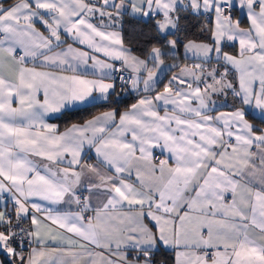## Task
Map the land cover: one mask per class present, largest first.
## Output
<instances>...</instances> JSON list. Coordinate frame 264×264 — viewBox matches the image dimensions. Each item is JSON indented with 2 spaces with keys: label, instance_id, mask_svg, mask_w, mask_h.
Instances as JSON below:
<instances>
[{
  "label": "snow or ice",
  "instance_id": "snow-or-ice-1",
  "mask_svg": "<svg viewBox=\"0 0 264 264\" xmlns=\"http://www.w3.org/2000/svg\"><path fill=\"white\" fill-rule=\"evenodd\" d=\"M189 15L211 16V43L180 37ZM125 17L150 25L146 58L126 46ZM181 46L199 62L166 65ZM165 68L179 72L158 90ZM117 80L154 95L60 134L45 123L110 101ZM261 125L264 0H0V264H157L162 248L175 264H264Z\"/></svg>",
  "mask_w": 264,
  "mask_h": 264
},
{
  "label": "crops",
  "instance_id": "crops-1",
  "mask_svg": "<svg viewBox=\"0 0 264 264\" xmlns=\"http://www.w3.org/2000/svg\"><path fill=\"white\" fill-rule=\"evenodd\" d=\"M15 0H3V3H4V6L7 7L9 6L10 4L14 3ZM207 18H211V16H206ZM234 18H237V19H240L241 21V26L244 27V28H247L248 25H249V21L245 18L244 16V10H241V9H236L235 12H234ZM36 27L45 33V35H47V32L45 31L44 27L41 26V24L37 23L36 24ZM62 38H64L63 34H62ZM125 39V38H124ZM197 42H205V43H211V40H207V41H198V40H195ZM69 44H73L74 47H79L81 48L82 50H85L87 51V46H84V45H79V44H76L74 43L71 39H68L67 41ZM187 42V41H186ZM126 46L130 47L126 42H125ZM66 46V45H65ZM131 48V47H130ZM232 48V49H230ZM237 49H238V44H236L235 46H229V48H226L224 49L225 51H228L230 54H236L237 52ZM18 52H21L22 53V49H18L17 50ZM182 53L181 54H178V52L176 53V59L173 60L171 57H169L168 59H165V64L166 65H171V64H181V65H184V64H188V65H191L193 63H197L199 62L198 60L194 59V58H191V54H188L189 58L186 59L185 58V52H184V49L182 47L181 49ZM134 54L140 56L141 58H146V57H143L141 55H139L138 53L134 52ZM99 55V58L101 59H104V56L103 54H98ZM184 58V59H183ZM109 62H112L114 63L115 65L117 63H120V61H109ZM91 64V61H89V65ZM29 67L32 66V64H28ZM130 73H131V70L129 69L128 70ZM179 72V69L178 68H172V69H168V68H165L164 72H162L160 74V79H161V83L158 84L157 88L158 90H162L164 85L167 84L168 82V79L171 78V76L175 73ZM89 75V78H95L93 75H92V70L89 68V71L87 73ZM166 77V78H165ZM229 79H232V75L230 74L229 75ZM116 93H118L119 95L116 96H112L111 97V100H117V99H120L126 95H138L139 98H141L142 96H151V95H154V92H148V93H144L143 91L141 90H134V89H131L130 86L126 87L125 89L121 90L119 88L116 87ZM41 99L43 98L42 97V94H41ZM138 98V99H139ZM225 97H216L214 96L213 99L215 100H218L220 103L217 104V111H231L232 110V103H233V99H232V96H231V93H229V96L224 99ZM136 99L135 101H133L131 104H129L127 107H121L120 109L117 110V108H114V107H107L106 109H101L100 111H98L97 113H95L94 115H97L103 111H107L109 109H116L117 110V113L118 115L120 113H122L123 111L127 110L128 108H130V106L133 104V103H136L137 100ZM224 101H226V103H223ZM100 102H106V101H102V100H98L96 103H100ZM15 106V105H14ZM83 106H87V105H79V106H74L70 109H66L64 110L63 112L61 113H49L45 116V123H48V124H55L57 126V134H60L62 132L65 131V129L67 127H69L70 125L66 126V127H63L61 126L57 121H55V119H57L59 116H61L65 111L67 110H73L75 108H80V107H83ZM170 110V109H169ZM161 111V115H163V109H160ZM213 114H216L215 112ZM92 115V116H94ZM92 116H90L88 119H90ZM251 122L253 123H256V124H259L260 121L259 120H253V118L251 116L247 117ZM87 120V119H86ZM84 121L82 122H75V123H83ZM261 126H264V125H261ZM161 149L160 148H155L153 150V156L154 158H157L156 156H160L161 158L160 159H164L166 157L169 156V154L167 153L166 150H164V155H161ZM85 152L87 153V155L83 156L82 159H85L87 160L89 163H95L96 162V155H95V151L94 149H88L86 148L85 149ZM171 163V160L169 161ZM62 167L63 166H66V165H61ZM38 199V198H37ZM44 203H47V202H44ZM61 210H71V211H76V206L75 205H71V206H64L61 208ZM162 249H165V250H171L173 251V254H174V263H175V251L172 250V249H169V248H162ZM28 252V248L25 250V253ZM5 260V256L2 252H0V261H3Z\"/></svg>",
  "mask_w": 264,
  "mask_h": 264
},
{
  "label": "trees",
  "instance_id": "trees-1",
  "mask_svg": "<svg viewBox=\"0 0 264 264\" xmlns=\"http://www.w3.org/2000/svg\"><path fill=\"white\" fill-rule=\"evenodd\" d=\"M125 32L124 38L125 42L131 47V49L138 53L139 55L146 57L147 48L149 45L145 42V38L138 36L137 33L141 29L144 32H150V25L146 24H133L128 22L129 18L125 17ZM181 24L185 26L184 30L179 33L180 37L184 39V42L187 40H198V41H207L211 40V32L204 31V28L212 27V18H207L204 15L195 16L189 15L181 20ZM229 48V47H226ZM225 48V49H226ZM182 46L178 49V54H181ZM232 49V48H230ZM171 57V56H169ZM169 57L165 58L168 59ZM184 59V58H183ZM138 95H126L117 100H110L106 102L95 103V106L87 105L80 108H75L73 110L65 111L61 116H59L55 121H57L61 126L66 127L71 123L82 122L88 119L90 116L94 115L101 109H106L107 107H114L120 109L121 107H127L133 101L138 99ZM157 264H175L174 263V254L171 250L161 249V251L156 256Z\"/></svg>",
  "mask_w": 264,
  "mask_h": 264
},
{
  "label": "built area",
  "instance_id": "built-area-1",
  "mask_svg": "<svg viewBox=\"0 0 264 264\" xmlns=\"http://www.w3.org/2000/svg\"><path fill=\"white\" fill-rule=\"evenodd\" d=\"M233 16H234V12H233ZM120 63H117L116 66L119 67ZM114 75H124L125 76V79H128L129 78V75H131V73L127 70L125 72H120V73H114ZM117 88L123 90L125 89L126 87H124L118 80H117ZM158 159H160L161 157L160 156H156ZM5 199H7V197H5ZM8 207L10 208L11 207V203L8 204ZM13 246H16V245H13ZM27 249V247L24 249V251ZM19 250V248L17 249Z\"/></svg>",
  "mask_w": 264,
  "mask_h": 264
},
{
  "label": "rangeland",
  "instance_id": "rangeland-1",
  "mask_svg": "<svg viewBox=\"0 0 264 264\" xmlns=\"http://www.w3.org/2000/svg\"><path fill=\"white\" fill-rule=\"evenodd\" d=\"M234 12H235V10H234ZM224 99H226V98H224Z\"/></svg>",
  "mask_w": 264,
  "mask_h": 264
}]
</instances>
